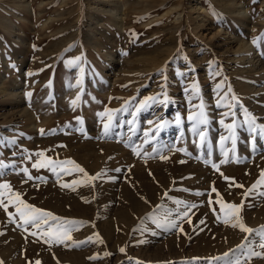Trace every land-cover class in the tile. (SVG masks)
Returning <instances> with one entry per match:
<instances>
[{"label": "rangeland", "instance_id": "rangeland-1", "mask_svg": "<svg viewBox=\"0 0 264 264\" xmlns=\"http://www.w3.org/2000/svg\"><path fill=\"white\" fill-rule=\"evenodd\" d=\"M116 3L0 0V82L19 92L0 98V261L264 264V0ZM48 158L103 175L33 167ZM15 192L87 223L45 243ZM220 201L243 203L257 231L233 227Z\"/></svg>", "mask_w": 264, "mask_h": 264}, {"label": "snow or ice", "instance_id": "snow-or-ice-1", "mask_svg": "<svg viewBox=\"0 0 264 264\" xmlns=\"http://www.w3.org/2000/svg\"><path fill=\"white\" fill-rule=\"evenodd\" d=\"M28 95L30 96L31 93H29ZM75 103H76V101H73V104H75ZM200 115L203 116V113H201ZM110 121H111V117H109V123H110ZM202 122H206V121H202ZM109 123L104 124L105 134H107V130L109 128ZM251 126H252L253 131H256V126H255L254 121L252 122ZM228 127L231 128L233 126L228 125ZM261 127H262V129H264V126H261ZM43 131L44 130L42 129L41 133H43ZM199 136H200L201 141H203L205 139L203 132H200ZM137 154H139V153H137ZM39 155H43V154L40 153ZM162 158H166V157H162ZM183 162L184 161H181V163H183ZM227 162H228L227 160H223L220 163H227ZM63 165H73L79 172L85 174V177L88 181H93V180L99 179L103 175V173H97L94 176H89L79 164H77L74 160H71V159H67V160L60 161V162H53L51 158H48L47 161H37L35 164H33V167H35V168L48 167L58 177H59L60 173L57 172V168L59 167V168H61V170L65 174L70 175L71 169L63 168ZM212 166L214 168L218 169V165L213 164ZM0 167H3V165H0ZM25 171H27V169H25ZM117 171H119V169H117ZM29 178L31 179V177H29ZM39 179H44V178H39ZM224 179L234 181V178L224 177ZM78 183H80V181L74 180L70 184H63L62 187L72 188V190H75L74 186L77 185ZM258 183H264V173H262V179ZM229 186L231 187L232 185H229ZM236 186L241 187V188L243 187V185H236ZM254 187H255V185L253 186V188ZM0 189H5V190L10 189V185L8 183L0 184ZM212 191H216L214 186L212 188ZM251 191H252V189H249V193H245V198L247 197L248 194H250ZM13 195L15 196V201H16L15 211H16V213H19V219H20V221H22V226L32 225L33 227L40 229L41 231H43V228L45 226H47L48 231L43 232V236L49 237L50 239H45V243H50L52 240H56L60 243H63L65 238L68 240H71L72 237H71L70 233L73 230H75V226L87 223L85 221H78V220L62 218V217H59V216L53 214L50 211H46L44 209L37 208L34 205L27 204L21 198V194L19 192H15V193H13ZM262 195H264V193H262ZM0 204H3L5 209L8 208V204L4 203V201L2 199V195H0ZM220 206H221V210L225 214V217H227L228 215L235 216L236 223L232 224L233 227L238 226L245 233H253L254 231H257V230H253V229L247 227L242 222V219L239 217V212H240L241 208L243 207V203H241V205H236L235 203H224L223 201H220ZM191 207L192 206H189V210ZM213 211H215V209H213ZM8 215L13 216L14 214L8 213ZM188 215H189L188 211L183 212V216H188ZM166 216H167V214H165V217ZM51 222H55V223H51ZM228 222L229 221L226 218L225 223H228ZM167 223L170 227H176V224L174 221H169ZM160 226L163 227L165 225L161 224ZM25 230H27V227H25ZM259 231L264 232V226H262ZM36 234L37 233H35V232L32 233V235H36ZM96 235H97V238H99L98 234H96ZM261 239H264V235L261 236ZM91 240H92V237H89V238H87V240L77 243L76 246H80L83 243H88ZM101 242H102V240H101ZM246 243H248L247 237H246L245 241L241 245H238L237 247L243 248ZM260 247H264V244H261ZM120 251L123 252V251H125V249L121 248ZM231 251H234V250H231ZM253 254L260 255L259 253H253ZM106 255H107V253H106ZM229 256H230V253H224L223 256L216 257L214 259L225 260ZM92 258H96V257H92ZM0 264H2V261H0ZM37 264H40V262L37 261ZM228 264H240V260L237 257V258H235L234 261L228 260Z\"/></svg>", "mask_w": 264, "mask_h": 264}, {"label": "bare ground", "instance_id": "bare-ground-1", "mask_svg": "<svg viewBox=\"0 0 264 264\" xmlns=\"http://www.w3.org/2000/svg\"><path fill=\"white\" fill-rule=\"evenodd\" d=\"M107 1H109L110 3H113V4H117L116 2L118 1V0H107ZM227 4H228V2H227ZM230 4V3H229ZM26 5H27V3L25 2V4H23L22 6H24V7H26ZM112 5V4H111ZM120 5V4H119ZM109 6V5H108ZM97 7V6H96ZM111 7V6H110ZM109 9V8H108ZM114 9H115V6L113 7V5H112V7L108 10L111 14H113V15H115V11H114ZM2 16V15H1ZM7 20V19H6ZM0 21L2 22V23H6L5 22V19L3 18V16H2V18L0 17ZM7 24V23H6ZM10 24V23H9ZM13 24V23H12ZM10 26V25H9ZM242 48V47H241ZM248 49H250V48H248ZM11 88V87H10ZM18 90L16 89V88H14L13 90H6L5 88H4V82L3 81H1L0 82V98H1V96L2 95H5V96H14V98H15V96H17L18 95ZM38 200H40V199H38ZM44 203H45V201H44Z\"/></svg>", "mask_w": 264, "mask_h": 264}]
</instances>
